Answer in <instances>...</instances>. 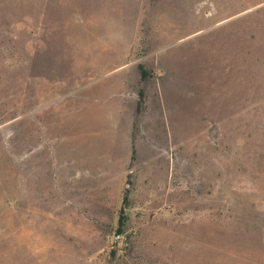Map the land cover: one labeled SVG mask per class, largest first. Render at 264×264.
Returning a JSON list of instances; mask_svg holds the SVG:
<instances>
[{"label":"rangeland","instance_id":"374dc122","mask_svg":"<svg viewBox=\"0 0 264 264\" xmlns=\"http://www.w3.org/2000/svg\"><path fill=\"white\" fill-rule=\"evenodd\" d=\"M0 264H264V0H0Z\"/></svg>","mask_w":264,"mask_h":264},{"label":"trees","instance_id":"16d2710c","mask_svg":"<svg viewBox=\"0 0 264 264\" xmlns=\"http://www.w3.org/2000/svg\"><path fill=\"white\" fill-rule=\"evenodd\" d=\"M140 73H141V78H144L145 77V70H143L142 68H140Z\"/></svg>","mask_w":264,"mask_h":264},{"label":"built area","instance_id":"2783aa9c","mask_svg":"<svg viewBox=\"0 0 264 264\" xmlns=\"http://www.w3.org/2000/svg\"><path fill=\"white\" fill-rule=\"evenodd\" d=\"M116 238H120V234H117V235H116Z\"/></svg>","mask_w":264,"mask_h":264}]
</instances>
